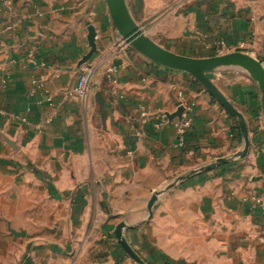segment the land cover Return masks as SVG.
Instances as JSON below:
<instances>
[{
    "label": "crops",
    "instance_id": "obj_1",
    "mask_svg": "<svg viewBox=\"0 0 264 264\" xmlns=\"http://www.w3.org/2000/svg\"><path fill=\"white\" fill-rule=\"evenodd\" d=\"M126 1L145 35L174 53L211 57L243 42L264 66V0ZM91 25L97 50L81 64ZM122 41L105 0H0V264H136L120 223L147 264H264L257 85L238 69L208 73L244 114L250 152L178 182L148 220L155 192L232 157L243 139L192 76ZM85 69L83 102L70 94ZM181 107L193 123L184 141Z\"/></svg>",
    "mask_w": 264,
    "mask_h": 264
},
{
    "label": "water",
    "instance_id": "obj_2",
    "mask_svg": "<svg viewBox=\"0 0 264 264\" xmlns=\"http://www.w3.org/2000/svg\"><path fill=\"white\" fill-rule=\"evenodd\" d=\"M105 2L113 25L119 36L126 44L161 66L171 70L181 71L192 76L237 121L243 139L242 149L232 157L220 158L214 163L201 167L198 170L193 171L191 174L183 176L177 181L170 183L164 189L155 192L148 204V220H150L153 216V208L158 200V197L162 193L172 189L178 182L186 179L192 174L213 170L233 160L244 159L250 152L251 134L244 114L223 95L215 83L208 77V73L220 69H238L246 73L248 77L257 85L260 93L264 127V66L261 61L243 52H231L224 55H215L204 58H195L174 53L169 49L158 45L151 38L145 35L142 28L137 24L131 15L126 0H105ZM88 32V41L91 51L81 64L88 62L97 50L95 43V27L92 25L89 26ZM183 112L184 108L181 107L173 118L178 117L181 119ZM128 228L129 227L125 223H120L117 226L116 234L120 246L126 255L136 264H147L128 243L125 236V231Z\"/></svg>",
    "mask_w": 264,
    "mask_h": 264
},
{
    "label": "built area",
    "instance_id": "obj_3",
    "mask_svg": "<svg viewBox=\"0 0 264 264\" xmlns=\"http://www.w3.org/2000/svg\"><path fill=\"white\" fill-rule=\"evenodd\" d=\"M120 45H125V41L123 40ZM128 45V44H127ZM246 47V44L243 42H240L236 45H229L225 42L219 44L216 47V54L217 55H224L231 52H242ZM109 73H114L115 68H109ZM92 71L90 69H85L83 73L78 78L77 85L73 92L70 94L71 97L76 99L77 101H85L88 90H89V84L91 80ZM190 108H185L182 118L180 122L175 124L176 132L181 141H184L186 135L192 128V118L190 117ZM159 126H162V123L159 124ZM259 203H263L262 199L258 200Z\"/></svg>",
    "mask_w": 264,
    "mask_h": 264
},
{
    "label": "rangeland",
    "instance_id": "obj_4",
    "mask_svg": "<svg viewBox=\"0 0 264 264\" xmlns=\"http://www.w3.org/2000/svg\"><path fill=\"white\" fill-rule=\"evenodd\" d=\"M250 81H252V80H250ZM253 82V81H252Z\"/></svg>",
    "mask_w": 264,
    "mask_h": 264
},
{
    "label": "trees",
    "instance_id": "obj_5",
    "mask_svg": "<svg viewBox=\"0 0 264 264\" xmlns=\"http://www.w3.org/2000/svg\"><path fill=\"white\" fill-rule=\"evenodd\" d=\"M173 264H176V263H173Z\"/></svg>",
    "mask_w": 264,
    "mask_h": 264
}]
</instances>
